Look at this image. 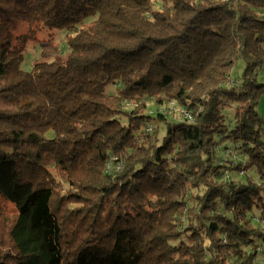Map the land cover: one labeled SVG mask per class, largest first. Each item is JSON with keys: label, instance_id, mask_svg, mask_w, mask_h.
<instances>
[{"label": "trees", "instance_id": "1", "mask_svg": "<svg viewBox=\"0 0 264 264\" xmlns=\"http://www.w3.org/2000/svg\"><path fill=\"white\" fill-rule=\"evenodd\" d=\"M263 68L264 0H0V264H264Z\"/></svg>", "mask_w": 264, "mask_h": 264}, {"label": "rangeland", "instance_id": "2", "mask_svg": "<svg viewBox=\"0 0 264 264\" xmlns=\"http://www.w3.org/2000/svg\"><path fill=\"white\" fill-rule=\"evenodd\" d=\"M14 32L17 36L20 37L21 47L24 50L25 58L22 64V69L25 71H30L36 62L42 61L41 53L43 50V46L46 45L47 42L51 40L54 41L55 45L59 49V56L64 60H66V58L68 57L69 49L67 47V32L66 31H63V30L48 31L47 29L41 28V29H37L35 33L30 36L27 31V26H25L23 23H17L14 29ZM244 69H245V62L239 59L232 69L230 78L234 80V82L236 80L239 81ZM258 78L261 82L264 83V68L259 72ZM107 92L112 93V94L116 93L117 92L116 86L114 85L108 86ZM126 108L130 109L131 107L127 106ZM161 109H163V112L170 113V107H163ZM236 109L237 107L235 105H231L229 107H226L225 110L223 111L224 116L226 117L225 123L227 125H229L233 121L234 116L236 114ZM256 110L258 114L264 119V95L261 98ZM148 111L151 117H156L157 107L154 106L151 102L148 103ZM170 114H171L170 117L172 119L176 121L182 120L180 115L178 114L173 115L172 112ZM155 124H159V123L155 122ZM262 133H263V140H264V125H263ZM237 161H240V160H237ZM229 176L231 178L237 177L235 174H232V173H229ZM0 208L5 210L4 213L8 217L12 216L13 207L11 206V204L5 203L3 200H0ZM79 210H81L80 213H83L82 209L79 208ZM87 217L89 218V216ZM89 219H92V218H89Z\"/></svg>", "mask_w": 264, "mask_h": 264}, {"label": "built area", "instance_id": "3", "mask_svg": "<svg viewBox=\"0 0 264 264\" xmlns=\"http://www.w3.org/2000/svg\"><path fill=\"white\" fill-rule=\"evenodd\" d=\"M229 83L231 84V86H236L238 82L237 81L234 82V80L230 79ZM171 106H170V113L172 112L173 115H175V114L180 115V117L183 120H186L189 123L194 122L193 117L189 111L185 110L184 108L177 106L175 103H172Z\"/></svg>", "mask_w": 264, "mask_h": 264}]
</instances>
